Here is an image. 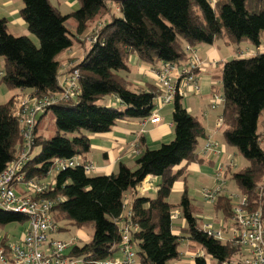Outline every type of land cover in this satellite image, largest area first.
<instances>
[{
	"label": "trees",
	"instance_id": "1",
	"mask_svg": "<svg viewBox=\"0 0 264 264\" xmlns=\"http://www.w3.org/2000/svg\"><path fill=\"white\" fill-rule=\"evenodd\" d=\"M21 1L19 15L38 47L26 36L10 35L7 21L0 19V58L4 61L0 83L11 90H28L37 98L59 91L58 57L74 43L65 23L72 20L80 35L88 24L111 16V22L98 31L96 41L77 66L80 96L59 102L43 114L52 113L57 133L50 140H33L30 152L36 147L39 152L32 158L29 154L22 171L27 179H45L56 159L69 161L89 154L88 136L67 140L59 133L83 130L98 136L109 133L120 122L150 117L156 108L155 87L134 92L118 75L127 71L128 58L148 65H178L186 61L185 46L212 45L224 39L233 45L246 40L258 48L264 36V0H78L79 8L65 16L48 0ZM110 4L116 5L120 17L111 14ZM220 85L224 99L220 137L248 161L247 167L227 173L237 191L247 198L249 209L261 210L264 217V150L259 146L264 134L257 133L258 118L264 113V53L226 62ZM106 96L116 98L124 110L97 107L95 102ZM171 107L173 140L148 150L140 137L142 153L133 170L120 164L114 174L92 177L80 166L67 168L56 173L44 194L53 203L55 224L62 221L75 228L92 226L91 240L83 247H73V254L83 257L85 264L113 257L110 250L120 238L116 221L123 212L124 194L133 192L147 176L160 182L154 198L135 194L131 204L130 220L138 227L132 240L139 264H168L180 258L179 238L171 231L170 215L175 209L181 211L186 223L183 237L216 264H230L239 254V247L233 243H220L202 232L186 192L176 206L167 202L173 184L185 174L184 167L175 168L182 163H203L198 147L206 138L203 126L183 108L180 97L174 98ZM16 112L14 99L0 105V174L17 159L22 143ZM229 201L220 196L214 204L224 221L232 217ZM24 221L23 216L0 211V227ZM59 229L65 230L63 226ZM194 264L207 261L196 257Z\"/></svg>",
	"mask_w": 264,
	"mask_h": 264
},
{
	"label": "built area",
	"instance_id": "2",
	"mask_svg": "<svg viewBox=\"0 0 264 264\" xmlns=\"http://www.w3.org/2000/svg\"><path fill=\"white\" fill-rule=\"evenodd\" d=\"M186 48L185 52L191 49L190 47ZM201 65L203 62H199V59L192 53L186 65L178 70L176 80L180 81L182 77L180 84L173 83L172 78L177 65L164 63L158 68L151 69L155 85L158 91L163 94L154 97L156 108L148 118L149 123L160 122L159 111L162 109L163 103H171L176 96L181 97L183 95L182 86L185 84H189L192 90L199 91L197 72L195 73V71ZM77 80L76 72L64 71L58 77V93L38 99L30 92H28L29 94L20 92L16 99V116L21 129L22 149L26 154L19 161L11 162L0 174V210L5 213L25 216L27 226L23 235L15 243H8L4 241V238H0V264H85L86 262L83 257L73 254L74 242H64L52 238V235L58 231V227L53 223L51 216L52 201L43 198L48 189L45 186L34 184V180L27 179L22 172L29 160L30 146L33 145L32 135L36 119L43 115L49 107L59 102L76 99L80 94ZM211 98L213 99L211 105L214 109L218 108L219 103L224 102L222 95H213ZM221 124L222 118L219 116L215 122V129L218 130ZM221 152L217 142L208 137L204 141L200 154L219 155ZM79 159L74 158L69 161L56 159L53 162V167L56 172L78 166L82 167L87 174L96 172V167H93L91 162H83ZM15 163L17 165H13ZM216 173L219 179L222 174L221 168ZM20 186L26 190L25 195H17L19 192L16 188ZM219 194V188L212 191L204 189L201 191L202 198L208 203L216 201ZM232 205L233 228L230 229L228 241L233 242L240 249L239 254L233 259L236 261L235 264H264V217L262 212L248 210L246 197L237 198ZM123 209H125L124 198ZM174 216L172 213V220ZM130 218V213L122 214L116 221L120 238L110 250L114 252L113 257L100 262H90V264H134L137 248L135 242L130 238V232L133 230ZM202 230L207 236L223 242L221 232L211 231V226L206 225ZM197 256H201V254ZM240 257L242 261L239 260Z\"/></svg>",
	"mask_w": 264,
	"mask_h": 264
},
{
	"label": "crops",
	"instance_id": "3",
	"mask_svg": "<svg viewBox=\"0 0 264 264\" xmlns=\"http://www.w3.org/2000/svg\"><path fill=\"white\" fill-rule=\"evenodd\" d=\"M51 6L56 8L61 15H69L73 12H75L79 8V2L78 0H48ZM114 4H110V11L111 14H113L112 7ZM23 7V3L21 0H0V19H5L7 21V30L8 33L14 37L19 36H26L30 38V40L36 45L37 40L34 39L33 36L29 34L27 31V28L25 26L24 21L21 19L19 12ZM114 15V14H113ZM110 17L111 16H107ZM68 20L65 23V26L68 30L67 25L70 27L72 31L76 30L75 23H69ZM104 24L106 23V19L103 18L100 20V22H97L98 24ZM96 27L94 28H88L86 31H88L87 35L85 37L78 36L77 41H79V44L82 43V39L90 36L89 33H91ZM69 31V30H68ZM85 31V32H86ZM84 32V33H85ZM226 41V40H225ZM227 42V41H226ZM227 43H222V45H217L216 43L212 45H197L193 48V54L199 59L203 60V65L199 67V70L197 71V78H198V87L199 92L201 95V99L198 100V104L195 107L192 105L188 98H193L195 96L194 93L189 90V88H185V95L181 98V104L183 108L193 117H195L198 122L203 126L205 130L206 138L202 141L201 148L204 144V141L211 137L217 144L219 145L221 149V154L216 155L213 153H208L206 155H201L199 152V157H201L204 162L203 163H192L189 165H185L182 163L180 166H178L175 169H179L184 167L185 174L184 177L176 181L171 189V193L167 199V202L171 204L172 201H176L181 197V195L186 192L188 198L191 201L196 202H205L201 194H199V191L201 192L202 189H208L212 190L218 187V184L220 181H215V173L216 171L221 168V171H226L230 167L232 168V165L229 164L231 153H227L226 145L222 141L220 137V132H217L215 127L216 118L219 117L222 112L211 111L209 108L210 105V94L214 92L217 89V77H216V68L225 60L227 59H234L227 51L228 47ZM230 45V44H229ZM227 47V48H226ZM74 49V48H73ZM72 51V54L74 55L73 59H70L71 62L78 63L83 60L85 56L84 47L82 46V52H79L78 50H68L65 53H63L61 56L58 57V61L65 62L69 61V56L67 55ZM238 51V50H237ZM87 53V52H86ZM237 53V52H236ZM239 54H242L239 52ZM131 67L135 69V78H133L132 82L130 81V84L133 83L135 86H137L139 89H146L149 85L154 86L153 83V76L151 74V69L160 67L161 64L156 65H148L145 63H140L136 60L135 57H131ZM60 62V63H61ZM226 63V62H225ZM177 66L183 67V63L178 64ZM4 69V61L2 58H0V77L3 73ZM129 69L127 67V71L125 73H128ZM220 81V77H219ZM183 90V88H182ZM21 90H11L5 87L3 84L0 83V105L8 102L10 99H13L17 94H19ZM185 98V99H184ZM110 107H119L123 106L119 103V101L113 97V101L109 102ZM160 122L156 124H151L148 121V118L142 121H135V120H129V121H123L118 124H116L109 133L98 135V136H91L88 135L89 138V144H90V152L85 157L80 158V161H89L92 162L96 166V172L94 175L96 176H107L111 175L117 172L118 166L120 164L126 166L129 168V166H132V169L134 167L135 161L138 157H135L131 154V145H133L136 141V139L141 135L144 140V148L148 150H152V148H159L162 144L170 143L174 138L173 133V125L171 122V118L169 116H165L164 118L160 115ZM221 116V115H220ZM201 150V149H200ZM31 153V152H30ZM247 167V166H246ZM131 169V168H129ZM230 172H233L232 170H229ZM229 174V173H228ZM230 175V174H229ZM145 186L142 188H147V190H144L142 194H138L137 196H144L148 194H154L156 195V192L159 189V182L160 180L155 177L147 176L144 180ZM147 183V184H146ZM195 184L200 185V189L198 192L194 190ZM138 189V188H137ZM136 189V190H137ZM136 192V191H135ZM134 191L131 193L133 196H130L127 193L124 194L125 197V204L130 207L133 200L135 199V193ZM130 193V194H131ZM231 193V192H229ZM228 190H225V192H220L219 196H225L228 197ZM227 195V196H226ZM136 196V197H137ZM177 197V198H176ZM218 199V198H217ZM179 203V202H178ZM176 203L175 206L178 204ZM209 204V203H208ZM211 205V204H209ZM193 206V205H192ZM214 209V205H211ZM195 209L198 210L197 206H194ZM178 211V210H177ZM199 214L195 215V217L198 219V223L203 218V212L198 210ZM202 212V213H201ZM221 216L222 214L219 212ZM205 219V218H204ZM222 219L215 222L212 220L206 221L203 220L202 224L205 225H211L214 228H217L216 231L223 228L225 229L224 225L222 224ZM200 224V225H202ZM217 226V227H215ZM186 228V223L181 215H179V218L173 223H171V231L172 234L179 238L178 243L181 244V250L178 247V252L180 258L177 261L170 262L168 264H194V258L195 255L199 252H202L201 249H199L198 246L188 241L185 237H183V230ZM233 228V223L226 227V232L228 233L230 229ZM229 237V235H228ZM227 237V238H228Z\"/></svg>",
	"mask_w": 264,
	"mask_h": 264
},
{
	"label": "rangeland",
	"instance_id": "4",
	"mask_svg": "<svg viewBox=\"0 0 264 264\" xmlns=\"http://www.w3.org/2000/svg\"><path fill=\"white\" fill-rule=\"evenodd\" d=\"M112 11H113V14H114V17L115 18L120 17V15L118 14V8L116 7V5H113ZM105 19H106V23L107 24H109L111 22V18L110 17H105ZM97 22H100V20H97V21H94V22L88 24L87 29L89 27L90 28H93V27L95 28L96 27V29H94L91 33H89L90 36L88 37V39H86V38L82 39L81 40L82 43H80V44H79V41H77V37L78 36H82V35L85 37V35L88 34L87 33L88 31H86L83 34L78 35L76 33V31L74 33V31H72L70 29V27L67 25L69 32L74 36V43H73V47L71 48V50H73V51L78 50L79 52H82V46H83L84 47L85 54H86V52H88V50L91 48V44H93L96 41V34L98 33V31L104 25V22L102 24H98ZM69 23H73V22L72 21H69ZM34 39L36 40L35 37H34ZM215 43L217 45H220L221 46L222 43H227V42L224 39H219ZM226 45L228 47V49H227L228 53L234 59H244V58L247 59V58H252V57L256 56L257 54L264 53V36L261 38L260 45H259L258 48H255L254 45H252L249 41H246V40L240 42L239 44H235V45H233V44H230V45L229 44H226ZM35 46L38 47V42H36V45ZM186 47H189V46H185V48ZM189 52H193V48H191L190 51L185 52V54H186V61L183 63V67L188 62V59L192 56V53H189ZM239 52H241L242 54H239ZM67 55L69 56V61H65L63 63L61 62V59L59 61L58 77L60 76V74L62 75L64 71H67V72L69 71L71 73L76 72L77 73V76H78V80L76 81V83H77V87L79 88L80 94H81V87H80V84H79V71L77 69V66L79 65V63H81V61L78 62V63H75L74 62L75 60L73 62H71L70 59H73V57H74V55L72 54V51L70 53H68ZM131 59L132 58L130 57V58H128L125 61V65L128 67L129 72L128 73H125L123 71H120L118 73V75L121 76V77H123L129 83V85H128L129 89H131L132 91L136 92V91L141 90V89H139L133 83L130 84V81L132 82V80H133V78H135V74H136L135 69L133 67H131ZM229 60H231V59H227V60L223 61L216 68V70H217L216 71V77H217L216 83H217V89H218V91L215 90L213 93L210 94V105H209V108H210L211 111H216V110L219 109L217 112H222L224 102L223 103H219L218 104V108L217 109H214V108H212V105H211L212 104V100H213L211 97L213 95H222L219 77L221 76V72H222L223 65L225 64V62H228ZM201 61H203V60H199V62H201ZM179 68H181V67L178 66L176 68L174 74L172 75L173 83L180 84V82L182 80V77H181L180 81H177L176 80L177 75H178ZM198 70H199V68L195 71V73ZM196 75H197V73H196ZM196 79H197V84H198V78L196 77ZM153 83H154V87H155V89L153 91L154 97L155 96H160L161 94H163L162 92H159L158 91V88L155 85L154 79H153ZM182 88H183V90H182V94L183 95L180 98H182L185 95L184 89L185 88H189V90H191L194 93V95H192V96H195V97L188 98V101L192 105H194L196 107L197 104L199 103L198 100L201 99L200 97H201L202 94H200L199 91L192 90V87L189 86V84H185L184 86H182ZM22 91H24V92H22ZM28 92H29L28 90H21V93L29 94ZM30 94H32V93H30ZM80 94L78 95V97L80 96ZM19 95L20 94H17L13 98L14 99L15 106H16V99H17V97H19ZM32 96H34V95H32ZM45 97H48V95H46V96H44L42 98H45ZM38 99H40V98H38ZM173 100H174V98H173ZM173 100H172L171 103H163L162 109L159 111L160 112V115L164 118V120L166 119L165 116H169L171 118V112H172V107L171 106H172ZM111 101H113V97L106 96V97H103L100 100L96 101L95 102V105L97 107H109V106H111L110 103H109ZM153 102H154V100H153ZM117 110L123 111L124 109L119 106ZM220 115L219 116L222 118V114H220ZM38 121H39L38 124H36V122H35L34 130H33V135H32L33 136V140L35 141V138L36 137H40L43 140H50V139L54 138L55 135H56V133H57V131H56V128H55V125H54V117H53L52 113L51 112H47L45 115L42 116L41 119H38ZM222 121H223V119H222ZM18 125H19V129H20V124L18 123ZM221 129H222V124H221V127L217 130V132H220ZM20 131H21V129H20ZM257 133L259 135H263L264 134V113H262L259 116V118H258V122H257ZM59 136L62 137V138H65L67 140H72L73 138L78 137V136H88V134L85 131L81 130L79 133H73V134L62 133L61 132V133H59ZM140 137H142V136L140 135L136 139L135 143L133 145H131V154L133 156H135V157H139L141 155V153H142V149H141V147L139 145V138ZM21 140H22V137H21ZM201 144H202V141H200V143H199V147H198V152L199 153L201 152V150H200L201 149ZM259 146H260V148L262 150H264V138L263 137L259 141ZM22 147H23V141H22V143H21V145L19 147V152H18V156H17L16 162L19 161V159L24 158V156L26 154V152L23 151ZM30 147L32 148V146H30ZM155 149L156 148H152V150H155ZM226 149H227V153H231V156H232L229 159L230 160L229 164L232 165V168L230 169V167H229L228 170H232L233 172H237V171H240L241 169L245 168L246 166H248V161L245 160L234 148H231V147L226 146ZM38 152H39V148L38 147L34 148V150L31 153V158L34 157ZM91 164L93 165V167L95 166L92 162H91ZM13 165H17V163H15ZM132 166H129V168L132 169ZM228 170L223 171L222 174H220V178L219 179L217 178V173H215L216 175H215V178L214 179H215V181H218V180L220 181L219 183H217L218 184V187H216V188H219L220 189V192H222V191L225 192V190H228V194L227 195H229V196L227 198L230 200L229 202H230V206H231V209H232V207H233L232 204L235 202V200L237 198H241V197H245V196L241 195L237 191V188L235 187L234 182L231 180L230 175L227 173ZM56 173L57 172H56L55 168L52 166L49 174L45 177V179H40V180L33 179L34 180L33 182H34V184H38V185H41V186H45V187H47L46 189H48L49 186L53 185V179H54V176L56 175ZM94 174H95V172L88 173V175L89 176H92V177L93 176H96ZM143 183H145V182L142 181L138 186L135 187V189H133L134 192L136 191L134 194H139V193L142 194L144 192V190H147V188H142L143 186H145V184H143ZM263 186H264V183H263L262 187ZM262 187H261V189H262ZM199 189H200V185L195 184L194 190L196 192H198ZM215 189H212V190H215ZM16 190L19 192V193H17L18 196L21 195V194L22 195H25L24 192H26V190H24L22 188V186L17 187ZM204 190H208V189H204ZM229 192H231V193H229ZM261 192L264 194V190L263 191L261 190ZM130 193H131V191H129L128 194L130 196H133V194L132 193L130 194ZM199 194H201L200 191H199ZM34 196H33V198H34ZM146 197L152 199V198L155 197V195L154 194H148V195H146ZM201 197H202V195H201ZM217 198H216V200H217ZM179 199H177L174 202L171 199L170 202H171V204H173V206H175V204L179 202ZM246 200H247V198H246ZM205 202H207V201H205ZM201 203L202 202L191 201V204L193 206L196 205L197 208H198V210L199 211L201 210L203 212V217H202L203 219L199 221V227L202 230V228L204 226H206L205 224H202V221L203 220H206V221L212 220V221H214V224H215V222H217L218 220H221L222 216L219 213H215L214 212V209H212L213 207L211 205H214L216 203V201H214L213 203H210L209 202V204H211V205H209L208 203H206V204L205 203L201 204ZM124 205H125V209H123L122 214L123 215H126V214L130 213V216H131V214H132L131 205L129 207L128 205L125 204V197H124ZM247 209L250 210L249 209V206H248V200H247ZM177 210L178 209H175V210H172L171 211V215H172V213L175 215L173 217V220L171 219V215H170L171 223L172 222L174 223L179 218V215H181V211L180 210L177 211ZM198 210L196 209V211H197V214L196 215L199 214ZM7 214H10V213H7ZM14 215H17V214H14ZM20 216H23V215H20ZM51 216H52V214H51ZM23 217L25 218V221L23 223H13V224H9L7 226L0 227V238H4V241H7L8 243H15V242H17L20 239V236L23 235V232H24V230L26 229V226H27V219H26L25 216H23ZM232 223H233L232 222V217L228 221H224V219H222V224L223 225L225 224L224 225L225 229L223 230V228H222V229H220L218 231H216L217 228H214V227H212L209 224H208V226H211V231L221 232V234H222V241L223 242H221V241H219V242L220 243H226L228 241V239H229L228 235L230 234L229 233L230 231L228 233L226 232V227H229ZM200 224H202V225H200ZM55 225H57L58 231L55 234L52 235V238L53 239L59 240V241H64V242H70V241H72V242L75 243V246H78V247H83L85 244H87L91 240V237H92V234H93V229H92V226L91 225H87V226H84L82 228H75V227L69 226V224H67V222H62V221H61V223L55 224ZM132 225H133V230H131V232H130V238L133 239V232L137 231L138 227H137V225H134L133 223H132ZM62 226L65 228V230H63V231L59 229ZM215 227H217V226H215ZM202 232H203V230H202ZM230 243H233V242H230ZM131 244H132V242H131ZM178 247L181 250V244H179ZM198 254H201V256H197ZM198 254L195 255V258L196 257H201V258H204L207 261V264H216L213 260H211L210 258H208L207 256H205V254L203 252H199ZM233 259L234 258H232V260L230 261L231 262L230 264H235L236 263V261L233 260ZM239 260L242 261V258L240 257ZM188 263L191 264L190 262H188ZM134 264H139L138 263V259H137V254H136V261L134 262Z\"/></svg>",
	"mask_w": 264,
	"mask_h": 264
}]
</instances>
